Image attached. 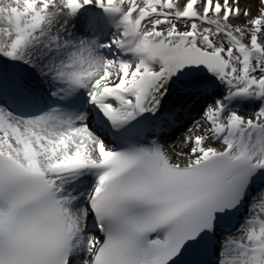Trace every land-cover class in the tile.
I'll list each match as a JSON object with an SVG mask.
<instances>
[{
  "label": "snow or ice",
  "instance_id": "snow-or-ice-1",
  "mask_svg": "<svg viewBox=\"0 0 264 264\" xmlns=\"http://www.w3.org/2000/svg\"><path fill=\"white\" fill-rule=\"evenodd\" d=\"M245 207L216 264H264V0H0V264H184Z\"/></svg>",
  "mask_w": 264,
  "mask_h": 264
},
{
  "label": "bare ground",
  "instance_id": "bare-ground-1",
  "mask_svg": "<svg viewBox=\"0 0 264 264\" xmlns=\"http://www.w3.org/2000/svg\"><path fill=\"white\" fill-rule=\"evenodd\" d=\"M248 5L251 7L252 10V14L256 15L257 14V9H258V0H247ZM242 7H244V4L241 5ZM65 18L61 17L60 20L61 22H63ZM77 23V22H73V21H69V31L73 30V24ZM76 35L81 36L83 35V33L79 30V28L77 27L76 29ZM171 99V108L175 105L178 106L177 107V111H180L181 108H183V112H182V118L179 120V122L177 124H175L170 130H168L167 128L163 131V133H161V143L165 144L166 146H168L170 149L175 146L176 149L179 148L180 146V142L183 140L184 136L186 134L183 135V138H177V139H173V135L174 133L172 132V130L174 128H179L181 129L183 126H185L189 121H190V114L192 113L193 115L198 113L199 107L195 105V102H191V103H187V106L185 107V100L179 98L175 93L173 95H171L169 97ZM254 106H246L244 110H242V114L245 115H250L252 112ZM152 139H155L156 137H151ZM110 139V137H109ZM173 139V140H172ZM171 140V141H170ZM168 142H170V144H168ZM252 195V194H250ZM244 209V208H243ZM248 211V210H247ZM251 214V213H249ZM252 215V214H251ZM242 235L241 232L237 231L236 235L234 236V239H238L240 236ZM215 245V243H214ZM216 247H219V245H215ZM214 259H212L210 262H212ZM209 262V263H210Z\"/></svg>",
  "mask_w": 264,
  "mask_h": 264
},
{
  "label": "rangeland",
  "instance_id": "rangeland-1",
  "mask_svg": "<svg viewBox=\"0 0 264 264\" xmlns=\"http://www.w3.org/2000/svg\"><path fill=\"white\" fill-rule=\"evenodd\" d=\"M234 23L236 22V21H233ZM201 119V113H200V111L198 112V113H196V114H190V121L185 125V126H183L181 129H179V128H174L173 130H172V132L174 133V137H173V139H177V138H183V135L184 134H186V131H187V129L188 128H191L192 127V125L195 123V121H197V120H200ZM171 129V128H170ZM170 129H168V130H170ZM172 139V140H173ZM171 141V140H170ZM168 144H170V142H168ZM249 215H251V214H249V212H244L243 214H242V216L244 217L243 218V221H242V224H243V222H244V220L246 219V217H248ZM242 224H240V225H238L237 227H236V230L235 231H233L232 233H228V234H222V233H220L219 235H217L216 236V243H218V245L224 240V238L225 237H231V238H233L234 239V236L236 235V233H237V228L238 227H240ZM215 252H218V249H216V251ZM217 256H218V254H215V262L217 261ZM216 264V263H215Z\"/></svg>",
  "mask_w": 264,
  "mask_h": 264
},
{
  "label": "water",
  "instance_id": "water-1",
  "mask_svg": "<svg viewBox=\"0 0 264 264\" xmlns=\"http://www.w3.org/2000/svg\"><path fill=\"white\" fill-rule=\"evenodd\" d=\"M170 103H171L170 99L167 98V100L165 101V106H166L167 108H170Z\"/></svg>",
  "mask_w": 264,
  "mask_h": 264
}]
</instances>
